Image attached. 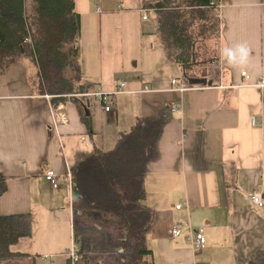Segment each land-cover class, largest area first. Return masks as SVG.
I'll use <instances>...</instances> for the list:
<instances>
[{
  "label": "crops",
  "instance_id": "0c3cea01",
  "mask_svg": "<svg viewBox=\"0 0 264 264\" xmlns=\"http://www.w3.org/2000/svg\"><path fill=\"white\" fill-rule=\"evenodd\" d=\"M94 1L74 0L81 14L79 62L83 81L93 88L111 91L116 81L125 83V92L111 111L89 98L84 108L87 124L74 102L61 101L68 121L54 129L51 105L58 102L41 92L34 61L21 54L0 74V171L7 183L0 196V214L29 213L32 220L27 246L17 251L28 253L27 259L34 263L39 254L49 255L47 260L57 257V264H63L73 244L71 189L64 179L59 188L51 189L44 170L64 174L65 163L71 169L92 144L111 149L118 132L128 130L136 116H153L165 108L170 118L159 138V156L148 164L143 180V204L154 211L146 235L148 260L153 264L246 261L264 247V85H258L264 81V0H217L222 5L217 13V73L206 84L189 83L193 87L182 92L171 90L170 80L182 76V70L165 56L156 26L149 23L151 14L138 23L115 19L140 12L145 2ZM240 44L249 50L247 60L230 64L222 50ZM145 86L150 90L136 92ZM175 105L180 109L171 111ZM252 117L260 124L252 125ZM227 183L233 185L229 204ZM253 190L262 193V206L244 199ZM177 204L181 208L176 209ZM175 223L182 228L172 236ZM198 229L206 242L194 250L188 237ZM59 254L63 258L58 259Z\"/></svg>",
  "mask_w": 264,
  "mask_h": 264
},
{
  "label": "trees",
  "instance_id": "16d2710c",
  "mask_svg": "<svg viewBox=\"0 0 264 264\" xmlns=\"http://www.w3.org/2000/svg\"><path fill=\"white\" fill-rule=\"evenodd\" d=\"M145 1L164 54L180 64L182 78L193 84L195 78L209 80L216 74V69L206 66L217 60L220 22L210 4L217 0ZM80 15L74 0H30L29 6L26 0H0V74L17 56L30 57L39 69L41 92L54 95L53 102H74L89 124L84 111L89 96L75 95L94 85L82 79ZM200 20L210 22L196 25ZM198 48L212 56L199 59ZM199 65L203 68H194ZM169 118L165 108L153 116H136L128 130L118 132L111 149L92 144L76 158L71 166L70 204L77 258L73 261L68 256L63 264H153L148 260L151 250L146 235L154 211L143 204V180L148 164L159 156V138ZM232 186L225 184L227 204ZM6 189V177L0 171V196ZM31 221L29 213L0 214V259L29 256L11 247L31 236ZM238 264H264V247Z\"/></svg>",
  "mask_w": 264,
  "mask_h": 264
},
{
  "label": "built area",
  "instance_id": "2783aa9c",
  "mask_svg": "<svg viewBox=\"0 0 264 264\" xmlns=\"http://www.w3.org/2000/svg\"><path fill=\"white\" fill-rule=\"evenodd\" d=\"M98 0H96L97 2ZM210 4L216 9L217 13L221 10L220 8L222 7L221 3L217 2V1H211ZM122 5H120L119 7H121ZM100 7L97 5L96 6V12H100ZM147 10L146 8L140 9L141 12V18L143 20L147 19ZM241 75L248 77V75L246 74V71H241ZM183 76L180 77H173L170 80L171 83V90H175V91H185L188 89H191L193 87V85H190L184 78H182ZM258 85H264V81L260 80L258 82ZM125 83L123 81H116L115 87L114 89H112L111 91H106L103 90L100 86H95L93 89L83 92V93H75V95L78 96H86L89 98H93L98 100L101 105L102 108L105 112H109L111 111V109L113 108V105L115 103V101L117 100V97L125 92ZM150 90L147 86H145L143 88V90H136V92H141V91H148ZM45 97L47 99H51L54 95L45 93L44 94ZM74 95V96H75ZM181 105H175L174 107H172L170 110L171 111H176L178 109H180ZM68 121V117H67V113L65 112L64 106L63 104L61 105V103H54V105H51V126L54 129H57L59 125H61L62 123L65 124ZM251 124L252 125H258L260 124L254 117L251 118ZM262 128H264V125H262ZM57 142H58V146L59 149L62 150L63 149V143L61 141L60 138H57ZM262 143L264 144V129H263V133H262ZM65 167H66V171L64 174L58 173L55 170L51 169V168H47L44 170L43 173V177L44 179L49 183L51 189H57L60 186V182L61 179H64L67 182V186L69 189H72L73 186V181H72V172L71 169L69 167V165L67 163H65ZM245 200L249 201L250 203L257 205V206H262L263 205V195L261 192L259 191H250L246 194V196L244 197ZM176 209L181 208L180 204H177L175 206ZM181 224L179 223H175L172 225V227L170 228V234L172 236H176L180 233L181 231ZM189 242L191 243L192 247L194 250H199L201 249L205 242V236L203 234V232L201 230H196L193 232V234L191 236L188 237ZM76 244L73 242V244L70 247L69 250V258H71L73 261L76 260L77 255H76ZM121 251V249L119 250ZM49 255H44L43 259H47L49 258Z\"/></svg>",
  "mask_w": 264,
  "mask_h": 264
},
{
  "label": "rangeland",
  "instance_id": "374dc122",
  "mask_svg": "<svg viewBox=\"0 0 264 264\" xmlns=\"http://www.w3.org/2000/svg\"><path fill=\"white\" fill-rule=\"evenodd\" d=\"M26 1H27V6H29L30 0H26ZM143 1L145 2V4L147 3V1H145V0H143ZM149 1H151V0H149ZM152 1H154V0H152ZM94 2L96 3V0ZM149 14H152V13L150 12ZM208 15L210 17V21L213 22L214 19H215L214 14H212L210 12ZM115 19H117V21L128 19V20L132 21L133 23H138L139 20L141 19V13L140 12H136V13L128 12V13H125V15L123 14V15L117 16ZM200 21H197L198 24H196V25H199V23H206L208 25L209 22H210L208 20L207 21L204 20V21H201V22ZM149 23H152L151 20H149ZM212 42H213V40H211V42H210L211 45H212ZM197 51H198V54L200 55L199 59L208 58V57L212 56L210 54L204 53L203 50H201L199 48L197 49ZM206 67L215 69L214 62L211 61L210 64L208 66H206ZM194 68L195 69H199V68H203V66L199 65L198 67H194ZM213 75L211 74V76H213ZM110 144H113L111 146H114L115 143H110ZM27 239H28L27 236L25 238H21L17 245H13V247H11L12 250L13 249L16 250V251L17 250H19V251L25 250L24 248L27 246V241H28ZM60 255H62V254H59L58 259L63 258ZM42 256L43 255L40 256L39 254L34 255V257L36 259L35 263L31 260V258H28V259H30V260H28L27 256H14V257L1 258L0 259V264H24V263H27V264H33V263L34 264H57V261L55 260L57 257H55V259L52 257V259H54V262H52L53 261L52 259H50V260L42 259Z\"/></svg>",
  "mask_w": 264,
  "mask_h": 264
},
{
  "label": "clouds",
  "instance_id": "9594fccd",
  "mask_svg": "<svg viewBox=\"0 0 264 264\" xmlns=\"http://www.w3.org/2000/svg\"><path fill=\"white\" fill-rule=\"evenodd\" d=\"M249 54V50L244 44L237 45L235 48H227L222 50V57L226 58L230 64L237 61L241 64L245 63Z\"/></svg>",
  "mask_w": 264,
  "mask_h": 264
},
{
  "label": "water",
  "instance_id": "95a60500",
  "mask_svg": "<svg viewBox=\"0 0 264 264\" xmlns=\"http://www.w3.org/2000/svg\"><path fill=\"white\" fill-rule=\"evenodd\" d=\"M192 83L193 84H206L207 80H206V78H198V79L195 78ZM88 105H89V103L87 102L86 106H88Z\"/></svg>",
  "mask_w": 264,
  "mask_h": 264
}]
</instances>
